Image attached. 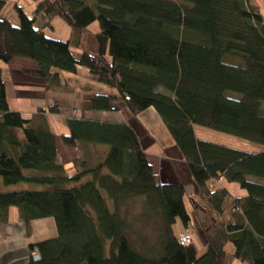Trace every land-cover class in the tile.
Returning a JSON list of instances; mask_svg holds the SVG:
<instances>
[{"label": "trees", "instance_id": "1", "mask_svg": "<svg viewBox=\"0 0 264 264\" xmlns=\"http://www.w3.org/2000/svg\"><path fill=\"white\" fill-rule=\"evenodd\" d=\"M35 1L32 17L14 5L15 25L3 15L11 1L0 0V62L31 60L37 69L24 73L50 86H61L60 73L85 68L95 84L88 90L94 112H118V103L134 117L153 109L198 187L191 201L207 251L198 256L193 243L185 185L162 181L132 125L67 118L68 131L57 135L48 117L61 113L57 105L30 116L9 108L0 65V179L8 187L0 193V226L16 207L25 225L51 218L57 229L29 246V264H227L228 245L241 263L264 264V17L258 5ZM56 18L70 27L68 39L48 36ZM93 25L99 31L91 51L82 35ZM227 56L242 64L227 63ZM195 127L261 150L201 140ZM59 143L77 159L66 165ZM98 146L108 148L105 157ZM220 180L238 184L245 196L234 197L216 185ZM24 183L45 189L17 188ZM178 222L184 232L175 230ZM187 233L192 242L183 245Z\"/></svg>", "mask_w": 264, "mask_h": 264}, {"label": "crops", "instance_id": "2", "mask_svg": "<svg viewBox=\"0 0 264 264\" xmlns=\"http://www.w3.org/2000/svg\"><path fill=\"white\" fill-rule=\"evenodd\" d=\"M252 1L258 5L260 12H262L264 17V0ZM96 29L97 33L99 31L98 27ZM87 32L88 30L86 29L84 32L85 35L88 34ZM70 35L66 39H68ZM92 49H94V47ZM0 65L4 69L3 76H5L7 81V98L9 99V108L26 116H30L39 108H50L53 107V105H57L61 110V113L54 115L49 114L48 116L51 128L56 131L57 135H63L68 131L65 121H60L59 118L63 119L65 117L67 119L76 117L80 119H93L90 115L96 113L102 114V112L92 111L91 105L89 104L90 94H88V90L95 89V84L90 81L91 79L89 73L85 68H80L76 74L62 72L60 73L62 82L61 86H49L44 81L36 79L32 76L30 77L24 73L25 71L37 69V65L31 60L28 61L19 59L13 61L9 65L2 63H0ZM14 68L18 69L17 74L14 73V70H12ZM262 108L264 112V105H262ZM118 111L121 112V110ZM148 112H152L158 119L157 113H155L153 109H150L139 117L121 119L118 122H126L134 127L136 133L141 138L142 145L145 147L146 154L149 157V162L155 168L163 182L177 181L185 185L187 194L186 207L191 211L190 216L193 219L192 227H194L195 232L199 234L200 240H202L206 249L205 239L203 238V233L199 228V221L198 218H196V213L191 201V196L196 194L198 187L195 185L194 180L190 175L187 166L185 165L184 159L182 155H180V152L175 144L171 142L169 147L161 149V146L155 142L153 143V145H155V152L159 154L156 153L157 156L155 154L151 155L150 152H152V149H147L151 145H145L144 143L143 134L146 133V130L142 124V120H144L145 115ZM58 119L61 122V125L58 128H55L53 126V122ZM97 120L101 122L109 121H103L102 119ZM197 137L201 139L200 136L197 135ZM20 138L23 140V135H21ZM223 142L224 143L222 144L218 142L216 143L224 146L227 145L247 153L250 152L257 154L261 150L260 146L258 147L256 145L249 143L247 144L241 141H237L236 143L232 141ZM58 149L60 158L66 163V165L75 161L78 157V153L74 149H70L68 147L65 148L62 143L58 144ZM97 153L103 158L108 153V148L104 146H98ZM73 173H75V171H70V174ZM216 185L226 188L234 197L237 198L239 196H245L246 194L244 193L243 189L242 191H239L238 184L227 183L225 180H220ZM30 186L33 185L22 184L17 188H29L33 190L37 189ZM6 190H8V187H6L0 179V193H3V191ZM231 203L232 200L229 199L225 206H228L229 209ZM225 217L228 218V212L225 213ZM227 218L225 219L228 220ZM30 225L31 226L29 227L20 221V215L18 214V209L16 207L10 209L8 223L4 226H0V264H29L31 259V249L29 246L31 244L38 243L39 241L46 240L50 237H54L57 234L56 224L51 218L39 219L37 221L31 222ZM178 229L180 232H184V230H182V226H179ZM226 249L228 255L227 257L230 258L231 264L243 263L234 258L235 250L233 249L232 245H228Z\"/></svg>", "mask_w": 264, "mask_h": 264}, {"label": "rangeland", "instance_id": "3", "mask_svg": "<svg viewBox=\"0 0 264 264\" xmlns=\"http://www.w3.org/2000/svg\"><path fill=\"white\" fill-rule=\"evenodd\" d=\"M11 2L7 5L6 9L3 11L4 12V16L8 17L12 23H14L15 25L19 24V14L18 12L15 10L14 5L19 4L20 6L23 7V10L25 11V13L27 15H29L30 17L33 16V10L36 7V1L35 0H10ZM255 3V2H254ZM38 25L42 24V21L39 19L38 20ZM97 26L98 25H93L91 27H89L88 30V34L85 35V33L82 35V41H84L85 47L87 50H91L94 51L97 48V40L95 39V34L97 31ZM53 27L54 29H47V33L48 36L57 40H65L71 33L70 31V27L65 23V21L61 20V19H54V23H53ZM94 47V49H92ZM82 50L83 48H73V52L79 56L82 54ZM226 62L230 63V64H242V61L239 58H234L232 56H227L226 57ZM1 63V62H0ZM14 70V73H18V69L14 68L12 69ZM50 86V85H49ZM228 96H231L233 98H239L240 95H238L237 93H232V92H227ZM264 105V104H263ZM118 107L120 108L121 112H107L106 114L102 113H96V114H92L90 115L91 118L93 119H102L103 121H113V122H118L121 119H129L132 116L125 104L122 103H118ZM60 121H65V117L59 118ZM58 120H55V122H53V126L55 128H58L61 125V122ZM146 121V124H145ZM142 124L144 125V128L146 130V133L143 134L144 137V143L145 145H151L149 148L147 149H152V154H155L157 152H155V145H153V143L157 142L160 146L161 149H164L165 147H169L172 140L171 137L169 136V134H167L164 126L162 123H160V121L157 119V117L152 113V112H148L145 115L144 120H142ZM195 133L196 135L200 136L201 139H207L210 142H218V143H224L223 141H232V142H237L234 139H232L231 137H229L228 135H224L221 134L219 132H213L211 130H207V129H202L200 127H195ZM173 145V144H172ZM159 154V153H157ZM175 154V153H174ZM157 156V155H156ZM176 156V155H174ZM178 157V156H177ZM24 185H28L27 183H24ZM33 188H37V189H45V187L43 186H39L36 185L35 186H30ZM239 191H242V189L239 186ZM245 193V190H244ZM181 226V223L178 222L176 224L175 230H177L179 232L178 227ZM190 231L193 233L192 239L194 240V244L196 247V250H198V256L203 255L207 250L205 249V246L202 242V240H200L199 234H197L195 232L194 227H190L189 228ZM227 264H231V260L229 257H227ZM242 264H248V263H242Z\"/></svg>", "mask_w": 264, "mask_h": 264}, {"label": "built area", "instance_id": "4", "mask_svg": "<svg viewBox=\"0 0 264 264\" xmlns=\"http://www.w3.org/2000/svg\"><path fill=\"white\" fill-rule=\"evenodd\" d=\"M180 240L182 241L183 245H188V244H190L192 242L191 236H190L189 233L182 235ZM34 257L38 258V255L34 254Z\"/></svg>", "mask_w": 264, "mask_h": 264}, {"label": "bare ground", "instance_id": "5", "mask_svg": "<svg viewBox=\"0 0 264 264\" xmlns=\"http://www.w3.org/2000/svg\"><path fill=\"white\" fill-rule=\"evenodd\" d=\"M34 254H37V255H38V258H40V255H39L38 252L34 251V252L32 253V256H33V257H34ZM38 258L35 257V259H37V260H38Z\"/></svg>", "mask_w": 264, "mask_h": 264}]
</instances>
